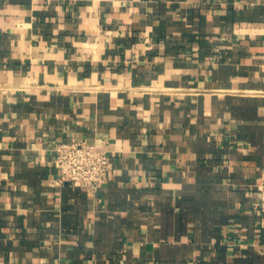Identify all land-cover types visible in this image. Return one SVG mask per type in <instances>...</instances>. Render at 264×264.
I'll return each instance as SVG.
<instances>
[{
  "label": "crops",
  "instance_id": "0c3cea01",
  "mask_svg": "<svg viewBox=\"0 0 264 264\" xmlns=\"http://www.w3.org/2000/svg\"><path fill=\"white\" fill-rule=\"evenodd\" d=\"M0 264H264V0H0Z\"/></svg>",
  "mask_w": 264,
  "mask_h": 264
},
{
  "label": "built area",
  "instance_id": "2783aa9c",
  "mask_svg": "<svg viewBox=\"0 0 264 264\" xmlns=\"http://www.w3.org/2000/svg\"><path fill=\"white\" fill-rule=\"evenodd\" d=\"M56 151V183L95 190L108 180L110 167L107 152L94 143L85 139L60 142Z\"/></svg>",
  "mask_w": 264,
  "mask_h": 264
}]
</instances>
